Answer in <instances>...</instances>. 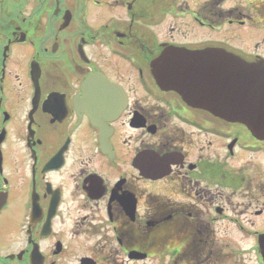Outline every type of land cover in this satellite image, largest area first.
Wrapping results in <instances>:
<instances>
[{
  "label": "flooded vegetation",
  "instance_id": "flooded-vegetation-1",
  "mask_svg": "<svg viewBox=\"0 0 264 264\" xmlns=\"http://www.w3.org/2000/svg\"><path fill=\"white\" fill-rule=\"evenodd\" d=\"M216 50L264 0H0V264H264V136L155 74Z\"/></svg>",
  "mask_w": 264,
  "mask_h": 264
},
{
  "label": "water",
  "instance_id": "water-1",
  "mask_svg": "<svg viewBox=\"0 0 264 264\" xmlns=\"http://www.w3.org/2000/svg\"><path fill=\"white\" fill-rule=\"evenodd\" d=\"M244 83V81H242ZM231 84H232V87H231V90L232 92H236L234 90L235 86H236V82L232 81L231 80ZM253 102H254V98L250 95H247V107H248V110L247 112H244V113H241V114H238L237 116L238 117H242V118H252L254 117V113L252 112V106H253Z\"/></svg>",
  "mask_w": 264,
  "mask_h": 264
},
{
  "label": "rangeland",
  "instance_id": "rangeland-1",
  "mask_svg": "<svg viewBox=\"0 0 264 264\" xmlns=\"http://www.w3.org/2000/svg\"><path fill=\"white\" fill-rule=\"evenodd\" d=\"M258 158H259V156H258Z\"/></svg>",
  "mask_w": 264,
  "mask_h": 264
}]
</instances>
